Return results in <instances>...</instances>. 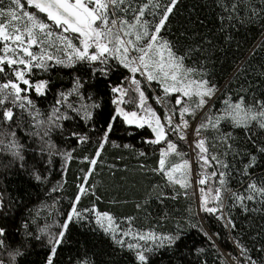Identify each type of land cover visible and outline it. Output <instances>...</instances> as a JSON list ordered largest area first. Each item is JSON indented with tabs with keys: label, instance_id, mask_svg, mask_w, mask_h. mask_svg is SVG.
Segmentation results:
<instances>
[{
	"label": "trees",
	"instance_id": "trees-1",
	"mask_svg": "<svg viewBox=\"0 0 264 264\" xmlns=\"http://www.w3.org/2000/svg\"><path fill=\"white\" fill-rule=\"evenodd\" d=\"M233 5L236 6L234 10ZM160 35L173 45L178 55L185 57L186 66L216 86L219 93L211 104L213 111L223 109L225 100L236 103L241 97L246 108L252 106L256 109L258 102H264V0H177ZM77 74L71 69L57 68L33 78L50 80L46 95L29 93L43 114L42 119L50 112L58 93L72 88L73 77ZM127 75L126 70L117 68L107 80L98 74L92 80L85 76L86 95L92 94L95 99L98 91L107 100L110 92L105 85L118 84ZM5 78L0 74V82ZM68 100L79 103L75 96ZM150 106L160 115L164 113L155 102ZM14 112L19 116L21 110L14 109ZM22 119L24 129L28 130L31 118L24 113ZM222 127L224 132L221 133L231 134L227 143L232 146L227 155L225 146L217 148L219 158L229 165L227 188L246 196L251 180H255L258 186L264 182V153L258 151L264 147V128L256 121L247 128L226 122ZM64 128V136L59 131L53 132L52 141L61 151L71 152L72 159L65 164L63 157L52 156L50 170L44 173L48 176L45 183L36 181L31 175L33 166L38 167L36 160L49 169L47 154L41 157L38 151H33L38 149L35 137L27 139L23 131L16 129L21 142L31 146L25 153L23 168L9 155L0 152V199L7 208L6 212L0 213V226L6 227L5 244L20 247L27 241L26 248H22L24 255L17 258L16 264H45L49 248L46 234L40 233V229L47 226L52 233L61 230L75 202L78 186L84 184V175L90 170V164L84 158L95 155L96 136L93 135L90 142L78 145L76 138L65 141L64 137L67 130L75 128L89 131L84 122L79 119L64 121ZM153 138L147 126L140 129L117 121L109 141L104 144L90 183L86 185V192L78 201L77 208L82 215L68 223L54 264H139L133 250L116 243L94 222L93 208L111 213L117 221H128L139 230L171 234L179 228L186 233L178 245L148 253L149 264H228L226 253L240 257L237 241L249 249L254 259L264 256L258 251L264 248V197L257 194L254 200L245 199L243 206L230 194L222 198L226 217H230L234 228L231 225L226 227L222 219H217V214L203 212L199 218L192 191L179 185L172 186L166 177L151 171L158 167L163 146V142L158 145L144 142ZM126 144L131 147L125 148ZM250 155L256 156V162L247 169L248 175H244L242 170L249 163ZM198 167L208 175L207 189L219 187V177L211 175L213 171L221 170L218 166ZM57 185V190L52 191ZM48 206L51 210L47 209ZM25 223L27 229L23 227ZM190 223L201 224L212 240L202 231L190 228ZM28 232L39 234L41 239H33L26 235ZM0 256L7 258L3 249H0Z\"/></svg>",
	"mask_w": 264,
	"mask_h": 264
},
{
	"label": "snow or ice",
	"instance_id": "snow-or-ice-1",
	"mask_svg": "<svg viewBox=\"0 0 264 264\" xmlns=\"http://www.w3.org/2000/svg\"><path fill=\"white\" fill-rule=\"evenodd\" d=\"M176 3L177 0H169L161 9V5L154 0L141 4H134L132 0H8L5 4L4 0H0V74L6 77L0 82V125H3L0 127V152L9 155L12 161L19 162L23 168L26 162L25 153L31 146L21 142L16 129L23 131L27 139L35 137L38 149L33 151H38L41 157L47 154L49 169H45L43 163L34 156L38 167L33 166L31 175L36 181L45 183L48 176L44 173L50 170L52 156L63 157L65 164L72 159L71 152L61 151L52 141L53 132L59 131L64 136V121L79 119L89 129L67 130L65 141L74 137L79 145L90 142L93 135L96 136L98 147L95 155L84 158L92 166L96 165V158L100 156L104 144L109 141V135L117 121L122 125L140 129L147 126L154 133V138L144 142L153 145L163 142L166 145L160 149L158 167L151 171L166 177L170 184L179 185L181 188L189 187L191 162L183 158L185 154L178 150V143L169 138V133L176 136L178 141L186 140L189 118H196L217 89L207 79L193 78L192 74L196 70L186 67L185 57L178 55L173 50V45L160 35ZM232 7L234 10L236 6ZM156 9H161L158 20L155 19ZM146 10L153 20L146 18ZM57 68L71 69L78 74L73 77L72 88L58 93L50 112L42 119L43 114L36 108L29 93L34 91L38 96L46 95L50 80L33 79L34 70L48 73ZM117 68H123L129 75L124 76L118 84L105 85L110 92L107 100L98 91L95 99L92 94L86 95L85 76L92 80L98 74L107 80ZM9 75L11 78H7ZM125 81L128 82L127 87ZM153 83L162 91V95L155 97V103L161 106L172 104L171 110L165 108L163 117L156 109L147 105L145 89L151 88ZM173 94L174 103L168 99ZM70 96H75L79 103H70ZM126 104H133L135 110H128ZM224 104L225 107L219 112L205 114L193 129L197 160L203 162L201 167L218 166L223 169L211 173L213 177H219V187L199 189L200 209L207 214H218L217 219H225L222 211V193L225 191L242 206L245 199L254 200L257 194L264 197V182L258 186L255 180L249 182L246 196L231 192L226 181L229 165L222 162L217 154H208L207 137L201 135L209 129L219 132L222 121L244 128L251 121H256L264 128V102H258L256 109L252 106L244 107L242 97L236 103L225 100ZM14 109L21 110L19 116ZM24 113L31 118L28 130L23 127ZM174 117H178V120H174ZM125 132H128L127 128ZM230 138V133H224L220 137V141L225 144V155L232 147L227 143ZM124 147L129 148L131 145L126 144ZM258 151L264 153V147ZM140 154L145 155L143 152ZM173 155L180 158L179 162H169ZM255 162L256 156L250 155L249 163L245 165L242 174L248 175L247 169L253 167ZM90 174L91 169L84 175L85 183ZM206 182V178L201 175L199 185H205ZM57 187L58 185L54 186L52 191H56ZM91 187L94 188V185ZM85 192L84 184L78 186L75 202L60 231L52 233L47 230V226L40 229V233L46 234V245L49 248L45 264H54L57 248L63 242L68 223L74 216L80 218L75 203ZM6 211L5 202L0 199V213ZM96 215L97 223H101V217L107 218L108 226L105 231L112 232L113 239L122 247L123 237L133 235L130 228L121 229V238L117 239L112 227L113 217L107 212H97ZM128 219L131 221L132 218ZM229 225L235 227L230 217L227 218L225 226ZM23 227L27 229V223ZM189 227L202 231L205 237L212 240V236L203 231L201 224L190 223ZM26 235L37 241L41 239L39 234L28 232ZM184 235L186 233L179 228L175 233L159 237L152 231L146 234L136 233L138 240L150 243H128L127 247L135 250V259L139 264H149V255L146 253L162 247L172 248L182 241ZM5 238L6 227L0 226V249L4 250L7 257L5 259L0 256V264H16L17 258L24 255L22 248H26L27 241L20 247H13L5 244ZM236 243L240 249V257H232L228 264H264V256L259 260L254 259L249 254V249L238 241ZM258 251L264 253V248Z\"/></svg>",
	"mask_w": 264,
	"mask_h": 264
},
{
	"label": "rangeland",
	"instance_id": "rangeland-1",
	"mask_svg": "<svg viewBox=\"0 0 264 264\" xmlns=\"http://www.w3.org/2000/svg\"><path fill=\"white\" fill-rule=\"evenodd\" d=\"M168 1L169 0H154V2H158L161 5V9L163 8L164 5H166L168 3ZM7 2H8V0H4V3L5 4H7ZM132 2L134 4H141V3L147 2V0H132ZM161 9H156L155 10L157 12V16L155 17L156 20L159 19V12L161 11ZM146 18L149 19V20H153V17L152 16L147 15V10H146ZM65 35L72 36V34H65ZM73 42H75V39L74 38H73ZM33 50H35V49H33ZM186 67H188V66H186ZM34 72H35V74H34L33 78L36 77L39 73H41L38 70H34ZM192 75H193V78L200 79L197 71H195ZM125 86L127 87L128 86V83ZM218 93H219V91L217 90L216 93H215V95L212 96V98L209 101V103L204 106V109L197 113L195 119L189 118V125L190 126L186 130L187 131V139L186 140H184V141H178L177 138H176V136H174L171 133H169V138L171 140H173V141H175V142L178 143V146H179V149L178 150L180 152H182V153L185 154L183 158L184 159H188L191 162L190 184H189V187L183 188V189H185L187 191H192L193 192V194L195 196V201H196V210H197L196 212H197V216L199 218H201V216L203 214V211L200 209V195L201 194L199 192V189H200V187H204L205 189H207L208 177L206 178V181L207 182H206L205 185H199V183L195 179V176H196L197 172H203V171L198 167V165H202V161H199L198 162V160H197V150L195 149V146H194V139H195V137H194V134H193V129L195 128V126L197 125V123L200 122V120L203 118V116L205 114H214V113H216L215 111H213V109L211 107V104L214 101V99L217 97ZM145 94H146V96H148L147 105H150L151 103L153 104L155 102V97L156 96L162 95V91H161L160 88H158L156 86L155 83H153V85H152L151 88H146L145 89ZM168 99L174 103V94H173V96H170ZM193 100H195V97L193 98ZM125 106L127 107L128 110H135V106L133 104H126ZM159 106L162 107L163 112H164L165 111V108H167L168 110H171L172 104L169 103L166 106H161V105H159ZM161 117H163V114L161 115ZM174 120H178V117H174ZM224 122L229 123L227 121H222L221 124H220L219 132L209 129V130L204 131V132L201 133L202 136L207 137V146H208V149H209V152H208L209 155H211V154H217V148L219 146H225V144L220 141V137L224 134V133H221V132H224L223 131V127H222V124ZM251 122H253V121H251ZM214 141H216V142L214 143ZM162 147H166V145L163 143V146ZM102 152H103V149L100 151V155L102 154ZM217 155L219 156V154H217ZM99 157L96 158L97 161L99 160ZM179 159L180 158H178L175 155H173V156L170 157L169 162L170 163L171 162H179ZM95 166L90 165L91 174L88 175L87 182L86 183L84 182L85 189L87 188L86 185H88L90 183V178H91V176H92V174L94 172ZM221 170H223V169H221ZM205 175H206V173H205ZM171 185L174 186L175 184H171ZM229 194L230 193L227 192V191H226V195H223V193H222V198L224 196H228ZM209 195H211V193H209ZM222 203H223V209H222V211H223V215L225 217V219H222V220L225 223H227V217H226V214H225V211H224V202L222 201ZM77 204H78V202L75 203V207H76L77 212H79V210L77 208ZM47 209L48 210H51V206H48ZM97 212L104 213V212L98 211L96 208H93V210H92L91 213L93 215L94 222L99 227H101L102 229L105 230V227L108 226V220L105 217H101L100 218L101 219V223H97V215H96ZM107 213H109V212H107ZM109 214L113 217V215L111 213H109ZM81 215L82 214L80 213V216ZM75 218L76 217L74 216L73 219H75ZM112 227H113V230L115 231V234H116V238L117 239H120L121 238V231H120L121 229H124V230H128L129 228L131 229L133 235L123 237V240H124V246L123 247H125L127 249H129L127 247V244L128 243H132V244H137V243H139V244L150 243V242L138 240V238H136L135 234L136 233L146 234V233H148L149 231H152V230H149V229H147V230H139V229L135 228L132 224H130L128 221H125V222L124 221H117L114 217H113ZM152 232H154L158 237L160 235H168V234L158 233L155 230H153ZM107 233H109L112 236V232H107ZM132 250L135 252L134 249H132ZM146 254H148V253H146ZM226 255H228V254L226 253L225 256ZM228 258L231 259L232 256L228 255ZM226 259H227V257H226ZM228 262H229V260H228Z\"/></svg>",
	"mask_w": 264,
	"mask_h": 264
},
{
	"label": "built area",
	"instance_id": "built-area-1",
	"mask_svg": "<svg viewBox=\"0 0 264 264\" xmlns=\"http://www.w3.org/2000/svg\"><path fill=\"white\" fill-rule=\"evenodd\" d=\"M201 175H203L204 178H207V177H208V176L205 175V173H203V172H197V174H196V176H195V179L197 180V182H198V180L201 178Z\"/></svg>",
	"mask_w": 264,
	"mask_h": 264
},
{
	"label": "water",
	"instance_id": "water-1",
	"mask_svg": "<svg viewBox=\"0 0 264 264\" xmlns=\"http://www.w3.org/2000/svg\"><path fill=\"white\" fill-rule=\"evenodd\" d=\"M158 113V112H157ZM159 114V113H158ZM150 131H151V129H149ZM152 133V132H151ZM153 134V136H154V133H152ZM226 257H227V259L228 260H230L229 258H228V255H226Z\"/></svg>",
	"mask_w": 264,
	"mask_h": 264
}]
</instances>
